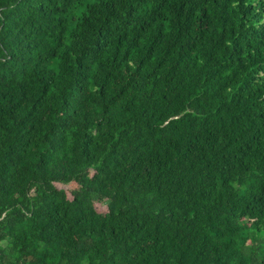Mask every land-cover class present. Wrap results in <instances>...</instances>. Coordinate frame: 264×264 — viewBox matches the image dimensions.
<instances>
[{"label": "trees", "instance_id": "16d2710c", "mask_svg": "<svg viewBox=\"0 0 264 264\" xmlns=\"http://www.w3.org/2000/svg\"><path fill=\"white\" fill-rule=\"evenodd\" d=\"M0 264H264V0H0Z\"/></svg>", "mask_w": 264, "mask_h": 264}, {"label": "rangeland", "instance_id": "374dc122", "mask_svg": "<svg viewBox=\"0 0 264 264\" xmlns=\"http://www.w3.org/2000/svg\"><path fill=\"white\" fill-rule=\"evenodd\" d=\"M59 188L62 190V191H64V193H65V195H66V198L67 199H70L71 197H70V186H67V185H65V186H59ZM95 209L98 211V212H103L104 211V209H105V206L103 205V204H96L95 205Z\"/></svg>", "mask_w": 264, "mask_h": 264}]
</instances>
